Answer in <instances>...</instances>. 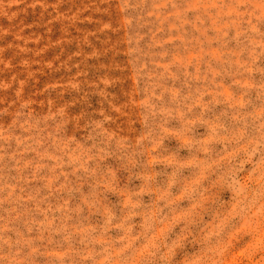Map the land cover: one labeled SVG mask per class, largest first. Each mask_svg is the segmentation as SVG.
I'll use <instances>...</instances> for the list:
<instances>
[{
    "label": "rangeland",
    "instance_id": "obj_1",
    "mask_svg": "<svg viewBox=\"0 0 264 264\" xmlns=\"http://www.w3.org/2000/svg\"><path fill=\"white\" fill-rule=\"evenodd\" d=\"M0 264H264V0H0Z\"/></svg>",
    "mask_w": 264,
    "mask_h": 264
}]
</instances>
